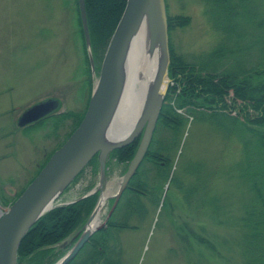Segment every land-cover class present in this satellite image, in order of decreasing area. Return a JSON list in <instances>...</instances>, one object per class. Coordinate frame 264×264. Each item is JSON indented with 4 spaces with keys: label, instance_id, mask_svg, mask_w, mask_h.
<instances>
[{
    "label": "trees",
    "instance_id": "1",
    "mask_svg": "<svg viewBox=\"0 0 264 264\" xmlns=\"http://www.w3.org/2000/svg\"><path fill=\"white\" fill-rule=\"evenodd\" d=\"M67 2L62 0L64 5ZM84 2L97 70L125 0ZM74 3L76 32L81 39L88 74L86 97L81 110L57 111L21 127L23 132H27L50 123L49 135L56 134L64 121L70 120L68 130L44 155L26 184L77 126L89 99L92 79L77 0ZM204 12L212 27L221 34V40L200 54L198 61H189L176 53L169 41L168 75L173 84L164 96L149 146L105 224L89 236L69 263L122 264L118 232L136 227L137 224L129 220L132 217L142 219L150 204L159 206L155 221V225H159L161 213H167L172 206L171 189L179 191L176 201L180 205L188 208L193 205L200 212L191 220L173 224L174 234L183 245L184 252L188 254L194 248H203L217 254L215 242L207 234L206 218L218 221L217 217L223 210L221 198L207 192L200 194L201 188L192 182L183 185L172 168L169 154L177 134L191 116L213 123L227 133H234L240 142V158L231 176L237 178L245 192L238 218L243 264H264V0H204ZM187 21L186 15L167 13L168 33L173 26H182ZM245 54L249 56L248 61L244 60ZM233 110H236L235 114L231 113ZM158 135L161 137L157 138ZM138 140L139 135L128 144L112 149L109 157L127 163ZM87 164L96 166V155ZM186 165L185 170L199 174L201 167L198 163L188 162ZM165 183L169 189L162 196ZM25 185L9 200L0 198V201L4 204L13 201ZM97 194L94 192L73 202L57 204L36 219L21 237L17 247V264H50L52 259L56 260L68 246L55 254L52 252L55 246L52 245L85 221Z\"/></svg>",
    "mask_w": 264,
    "mask_h": 264
},
{
    "label": "rangeland",
    "instance_id": "2",
    "mask_svg": "<svg viewBox=\"0 0 264 264\" xmlns=\"http://www.w3.org/2000/svg\"><path fill=\"white\" fill-rule=\"evenodd\" d=\"M165 3L168 14L188 16L187 22L173 26L168 33L173 50L185 59L198 61L200 54L221 40V34L204 12V0H165ZM75 15L74 0L65 5L62 0H0V198L9 200L26 184L44 155L68 130L70 122L65 120L56 134L48 135L50 123L23 132L16 124L21 111L49 96L60 100L59 111L83 107L88 74ZM244 60H249L247 54ZM172 84L170 78L168 86ZM240 152L241 145L234 133L189 116L169 154L172 168L183 185L192 182L201 188L200 194L207 192L221 198L223 212L219 213L218 221L206 218L207 234L215 242L217 254L203 248L184 252L173 224L191 220L200 212L193 205L192 208L180 205L176 201L179 191L171 189L172 206L167 213H161L159 225H155L159 206L150 204L142 219L129 220L136 227L118 232L122 264H243L238 218L245 192L237 178L231 176ZM188 162L200 165L199 174L185 170ZM126 165L124 161L108 158L103 186L110 194ZM97 179V165L86 164L59 200L79 196ZM164 186L162 196L169 189L166 183ZM111 200V197L106 200L99 221L103 220ZM0 204L7 205L1 201ZM71 241L52 252L64 250Z\"/></svg>",
    "mask_w": 264,
    "mask_h": 264
},
{
    "label": "water",
    "instance_id": "3",
    "mask_svg": "<svg viewBox=\"0 0 264 264\" xmlns=\"http://www.w3.org/2000/svg\"><path fill=\"white\" fill-rule=\"evenodd\" d=\"M85 50L89 62L92 86L84 114L67 138L49 155L46 162L9 204H0V264H17V247L27 229L53 206L73 202L98 192L95 203L80 227L54 243L55 249L72 244L51 264H70L89 236L102 227L129 179L140 164L152 138L156 120L170 83L168 76L169 37L165 0H125L122 12L105 47L98 72L95 74L84 0H77ZM146 28L150 51L156 50L155 73L147 80L140 111L132 122H119L132 42L140 27ZM61 102L49 96L24 108L16 118L19 127L26 126L59 111ZM139 135L132 157L120 176L116 189L106 196L112 198L103 220L88 226L97 213L104 190L106 161L112 149L131 142ZM96 155L97 182L87 191L60 202L65 188ZM167 186V183H166ZM57 245V246H56Z\"/></svg>",
    "mask_w": 264,
    "mask_h": 264
},
{
    "label": "bare ground",
    "instance_id": "4",
    "mask_svg": "<svg viewBox=\"0 0 264 264\" xmlns=\"http://www.w3.org/2000/svg\"><path fill=\"white\" fill-rule=\"evenodd\" d=\"M156 50L150 51L146 40V28L142 25L136 34L129 53L128 77L126 89L121 103L119 122H132L140 111L145 96L147 80L155 73L157 57ZM169 66V65H168ZM109 192L103 190L99 200L97 213L94 215L88 226H94L100 219Z\"/></svg>",
    "mask_w": 264,
    "mask_h": 264
},
{
    "label": "flooded vegetation",
    "instance_id": "5",
    "mask_svg": "<svg viewBox=\"0 0 264 264\" xmlns=\"http://www.w3.org/2000/svg\"><path fill=\"white\" fill-rule=\"evenodd\" d=\"M168 88H169V86H168ZM168 88H167V91H168Z\"/></svg>",
    "mask_w": 264,
    "mask_h": 264
}]
</instances>
